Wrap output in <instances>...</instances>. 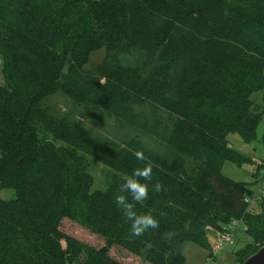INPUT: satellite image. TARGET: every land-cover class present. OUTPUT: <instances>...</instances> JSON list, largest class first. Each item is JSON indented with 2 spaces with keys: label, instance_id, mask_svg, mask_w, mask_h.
Here are the masks:
<instances>
[{
  "label": "trees",
  "instance_id": "16d2710c",
  "mask_svg": "<svg viewBox=\"0 0 264 264\" xmlns=\"http://www.w3.org/2000/svg\"><path fill=\"white\" fill-rule=\"evenodd\" d=\"M0 58V192H15L0 199V264H123L112 247L185 264L190 243L209 249L208 227L241 217L254 244L237 261L262 247L253 228L264 233V215L245 203L254 185L222 168L248 161L228 135L250 142L261 121L251 97L264 92V0H0ZM61 100L131 134L106 137ZM89 158L112 171L105 190H94ZM146 166L137 203L121 185ZM116 195L158 227L132 236ZM66 219L105 246H62Z\"/></svg>",
  "mask_w": 264,
  "mask_h": 264
},
{
  "label": "rangeland",
  "instance_id": "374dc122",
  "mask_svg": "<svg viewBox=\"0 0 264 264\" xmlns=\"http://www.w3.org/2000/svg\"><path fill=\"white\" fill-rule=\"evenodd\" d=\"M103 57L102 52H98L93 55L90 60V68L100 62ZM3 74H2V59L0 58V84H3ZM252 101L259 106V112L261 113V121L257 128L256 138L250 142L244 141L238 134H229L227 137L228 143L230 144L231 148L244 156L248 161L243 162L241 165L237 164L234 161H226L223 168L222 174L236 182L253 184L252 189H257L259 181L262 179V175L264 172V167H260L259 174L254 176V171L257 166V162L260 161L264 163V96L262 92H256L252 94ZM60 107L64 108L65 111H70L71 113L75 114L76 117L84 120L89 128L93 129L94 131L100 132L102 134H107V136L117 137L113 139H119L127 137V135L131 134V129L128 126H123L120 124L119 121L115 118H107L97 111L93 109H75L74 106L66 101L61 100L58 101ZM109 132V135H108ZM119 137V138H118ZM133 137V136H131ZM150 142L151 146L154 147L156 144L155 149H161L165 152L162 146L155 143V141L150 139H145ZM91 167V174L94 179V190H105L112 178V171L105 166H103L100 162L95 161L92 158L88 159ZM15 198V192L13 190H3L0 192V199L5 201H10ZM251 209L255 211L253 215H259L260 213V203L255 200L253 202ZM262 215V214H261ZM262 223V222H261ZM253 230L256 231V242L257 247L264 246V237H263V226L260 224H255ZM61 232L64 235L63 245L65 248L67 247L68 240L74 241L78 244H82L86 247L91 248H103L105 246V241L83 228L82 226L69 221L63 220L61 224ZM209 249H204L203 247L197 244H191L186 246L183 250V255L185 257V264H214L213 261L209 260L210 253H212V248L214 246V241L209 236ZM254 244L253 238L248 235V233L244 232L241 229L235 241V245L227 250L226 253L220 259L219 264H241L237 261L240 253L244 251L247 245L252 246ZM211 249V250H210ZM257 253V252H256ZM110 259L115 262H121L123 264H145L141 261L140 258L131 255L117 247H112L110 249ZM220 255H218V258ZM243 264V263H242Z\"/></svg>",
  "mask_w": 264,
  "mask_h": 264
},
{
  "label": "clouds",
  "instance_id": "9594fccd",
  "mask_svg": "<svg viewBox=\"0 0 264 264\" xmlns=\"http://www.w3.org/2000/svg\"><path fill=\"white\" fill-rule=\"evenodd\" d=\"M136 159H143L140 152L134 153ZM151 167H144L143 169H136L133 171L131 177H126L124 183L121 185V192L127 191L131 194L132 200L139 203L147 198L146 185L137 182L134 177L149 178L151 175ZM113 203L122 208L125 217L130 221V232L134 237H141L146 231L158 227L157 221L149 214L137 215L133 210L132 205L126 202L123 195H116Z\"/></svg>",
  "mask_w": 264,
  "mask_h": 264
},
{
  "label": "built area",
  "instance_id": "2783aa9c",
  "mask_svg": "<svg viewBox=\"0 0 264 264\" xmlns=\"http://www.w3.org/2000/svg\"><path fill=\"white\" fill-rule=\"evenodd\" d=\"M256 164L257 166L254 171V176L259 174L258 171L260 167H264V163L260 161H258ZM255 200L260 203L261 210L260 213L257 214L264 215V172L262 175V179L259 181L257 189H255L253 194L245 200V203L249 206L251 214L256 213L251 209V206L253 202H255ZM245 225L246 223L244 217H241L239 219L231 221L230 223H227L225 226H223V229L221 231H216L214 246L212 248V253H210L211 255L209 257V260L213 261L214 264H219L223 254L235 245L238 232L241 229H243L244 232L247 231V226ZM218 255H220L219 258Z\"/></svg>",
  "mask_w": 264,
  "mask_h": 264
},
{
  "label": "water",
  "instance_id": "95a60500",
  "mask_svg": "<svg viewBox=\"0 0 264 264\" xmlns=\"http://www.w3.org/2000/svg\"><path fill=\"white\" fill-rule=\"evenodd\" d=\"M243 264H264V246L257 253L249 257Z\"/></svg>",
  "mask_w": 264,
  "mask_h": 264
},
{
  "label": "crops",
  "instance_id": "0c3cea01",
  "mask_svg": "<svg viewBox=\"0 0 264 264\" xmlns=\"http://www.w3.org/2000/svg\"><path fill=\"white\" fill-rule=\"evenodd\" d=\"M263 96H264V92H263ZM207 229L210 232L209 236L211 235L212 240L215 241V233H216V231L214 229L210 228V227H208Z\"/></svg>",
  "mask_w": 264,
  "mask_h": 264
}]
</instances>
